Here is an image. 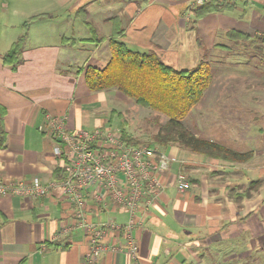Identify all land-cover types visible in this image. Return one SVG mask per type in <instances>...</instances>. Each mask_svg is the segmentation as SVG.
Segmentation results:
<instances>
[{
    "label": "crops",
    "instance_id": "crops-1",
    "mask_svg": "<svg viewBox=\"0 0 264 264\" xmlns=\"http://www.w3.org/2000/svg\"><path fill=\"white\" fill-rule=\"evenodd\" d=\"M12 6L43 8L31 15L24 10L18 22L20 30L28 17L49 16L29 25L15 66L2 62L14 39L0 45V106L6 110L0 182L55 178L58 161L45 134L48 115H64L67 130L111 127L148 140L139 128L129 129L132 109L119 93L86 88L83 70L104 67L110 51L107 41H79L94 37L76 16L79 7H84L96 36L109 37L111 20H117L123 30L121 40L129 49L155 53L178 70L193 69L213 50L227 52L219 48L223 45L217 43V37L227 38L230 30L246 34L248 43L256 41L264 53V0L239 3L231 11L199 20L188 12L186 0H15ZM78 19L86 32L77 26ZM3 35L0 32V37ZM230 81L227 74L215 83L212 79L201 110L197 106L192 109V132L227 149L251 152V157L228 163L175 146L161 149L171 162L160 176L163 190L144 214L143 226L133 233L136 257L105 253L95 264L264 262V80L256 70L241 82L244 94H221ZM178 172L190 185L184 193L175 188ZM252 181H261L257 190L250 198L236 201L234 196ZM87 206L91 212L99 211L87 216L93 222L112 219L122 225L127 221V216L110 204L103 207L88 200ZM70 213L69 204L58 194L40 200L0 196V264H85L89 247L85 232L75 229L61 234L70 223Z\"/></svg>",
    "mask_w": 264,
    "mask_h": 264
},
{
    "label": "built area",
    "instance_id": "built-area-1",
    "mask_svg": "<svg viewBox=\"0 0 264 264\" xmlns=\"http://www.w3.org/2000/svg\"><path fill=\"white\" fill-rule=\"evenodd\" d=\"M186 1L191 13L207 3L236 5L254 0ZM66 120L64 115L53 114L45 121V134L52 141L60 177L47 182L39 178L1 181L0 196L40 200L58 194L71 208L70 223L62 228L61 234L80 229L88 238L85 264H95L105 253L134 259L137 247L133 233L143 226L144 214L163 190L160 176L168 170L171 159L157 146L129 144L118 129L67 130ZM189 187L186 176L178 172L175 176L177 192L184 193ZM88 200L103 207L110 204L127 216L126 223L121 225L112 219L91 221L87 216L97 215L99 211L91 212Z\"/></svg>",
    "mask_w": 264,
    "mask_h": 264
},
{
    "label": "trees",
    "instance_id": "trees-1",
    "mask_svg": "<svg viewBox=\"0 0 264 264\" xmlns=\"http://www.w3.org/2000/svg\"><path fill=\"white\" fill-rule=\"evenodd\" d=\"M234 5L207 3L192 10V14L195 20H199L208 14L231 11ZM48 16L49 14L45 13L37 14L29 17L22 24L23 33L2 56L3 64L15 66L19 62L29 25ZM76 16L87 25L94 36L89 40L79 41H91L96 44L107 41L110 51V58L104 67L87 66L83 70L86 88L90 92L116 91L123 98L133 101L135 105L149 109L150 115H154L153 125L156 127V131L147 135L149 142L132 137L122 129L120 133L123 140L131 145L149 144L161 149L175 146L180 150L228 163H240L251 157V152L239 153L227 149L211 140L194 135L183 125L184 119L200 102L212 82V69L206 56L202 57L193 69L178 70L166 65L155 53H141L129 49L121 40L123 30L117 20H111L112 33L109 37H98L86 20L84 7L77 9ZM226 36L233 43L249 42V37L246 34L235 30L228 31ZM69 40L66 41L69 42ZM219 48L229 50V47L224 45ZM259 48L262 51V47H258L257 52ZM5 114L6 110L0 106V149L4 148L6 137L3 125ZM164 117L165 121L161 122L160 119ZM60 175L61 169L58 166L54 171V177L59 178ZM260 184L261 181L250 182L247 189L234 196L235 200L240 202L250 198Z\"/></svg>",
    "mask_w": 264,
    "mask_h": 264
},
{
    "label": "rangeland",
    "instance_id": "rangeland-1",
    "mask_svg": "<svg viewBox=\"0 0 264 264\" xmlns=\"http://www.w3.org/2000/svg\"><path fill=\"white\" fill-rule=\"evenodd\" d=\"M14 1L15 0L13 1L12 0H0V32L3 31V34H4L3 36L0 37V45L12 39L16 41L17 38L22 35L23 33L22 24L26 22V20L29 18V17L26 18V20L21 24L22 30H20V28H18V22L20 21V19L24 17V14H23L24 10L26 13H29L28 15H31L32 13L33 14L38 13L35 11H40V9H43L42 7H37V6H32V7H27V8L15 7V6H12ZM181 4L185 6L184 2H182ZM181 8H184V7H181ZM57 11L58 13L65 15V13L62 12L61 9H58ZM76 24L80 30H82L83 32H86V29L82 26L79 19L78 21H76ZM74 29L76 30V27ZM20 31H22L21 34H20ZM27 34H28V31H27ZM17 35L19 36L17 37ZM75 35L81 36V35H86V33L79 34L78 32H75ZM258 42H259V45L262 44L261 41L258 40ZM217 43L221 45H227L229 47V50L227 52L213 50L209 54V56L206 57V59L209 61L210 67L212 69V74L214 76L213 78L214 83H215V79H220L221 77H224V75L226 74L232 79V81L227 82L225 86L221 88L222 90L220 92L221 94L226 93V94L233 95L235 93L237 94L243 93L244 90L243 88H241V82H244V80L249 79L251 75H255L256 70L259 71V79L263 78L264 80V55H263L264 53H262L261 55V52H262L261 48H259V51L257 52L256 46L258 43H256V41H252V43L250 42L248 44L246 42L238 44V43L231 42L224 35H219L217 37ZM262 71H263V77H261ZM229 83H232V84L230 85V88H227L226 85ZM249 93H251V90L249 91ZM204 94L205 95H204L203 101H201L198 105H196L197 110H201L203 106V102L204 100H206L205 98L209 96L210 91L206 90ZM123 100H125L126 102H129V105L132 109L129 112L130 115L128 117L129 129L137 127L140 129L142 133H147V135L153 134L156 131V127L153 125L154 115H150V110L135 105V103L131 100L124 99V98ZM191 112L192 110L187 115V117L184 119L183 125L192 132L193 125L189 121V120H192L193 118V115H191ZM131 115L133 118H130ZM160 121L164 122L165 117L161 118ZM204 123L206 124V126H203V125L202 126L205 128V130H207V126H208L207 121H205ZM147 142L149 141L147 140ZM249 264H264V262L263 263H259V262L252 263L250 261Z\"/></svg>",
    "mask_w": 264,
    "mask_h": 264
}]
</instances>
